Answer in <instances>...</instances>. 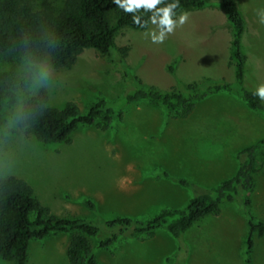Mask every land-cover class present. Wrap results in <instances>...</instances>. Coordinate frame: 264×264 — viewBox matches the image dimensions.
Instances as JSON below:
<instances>
[{
	"label": "rangeland",
	"instance_id": "374dc122",
	"mask_svg": "<svg viewBox=\"0 0 264 264\" xmlns=\"http://www.w3.org/2000/svg\"><path fill=\"white\" fill-rule=\"evenodd\" d=\"M21 1L54 12L63 2ZM237 2L246 21L245 87L260 94L264 0ZM182 13L188 19L180 25ZM152 32L159 35V28L150 22L145 30L123 28L115 36L116 48L126 49L125 57L117 55L144 85L170 90L205 80H234L231 29L223 9L215 4L178 14L174 31L166 34L163 43H153ZM76 58L64 69L50 70L28 58L0 54V179L24 180L42 206L57 217L94 218L87 200L106 219L129 216L145 221L163 209H182L192 197L234 175L239 150L264 140V119L250 112L239 97L222 92L197 102L186 118L167 113L159 103L121 100L113 105L122 109V119L105 130L97 125L80 127L71 134L70 143L44 144L18 124L24 102L39 89H45L49 107L61 109L73 103L82 113L97 98L115 102L128 89L116 60L93 49ZM176 180L195 188L182 187ZM256 189L253 213L264 220V172L256 177ZM247 234L245 216L231 202L181 239L161 231L152 238L120 239L107 250L96 248L103 234L91 243L99 264H176L178 260L187 264L188 249L192 252L195 245H215L217 256L206 264H264V237L252 236L255 246L248 262ZM69 238L56 234L32 240L26 264H69ZM179 245L183 246L179 252H186L184 258ZM0 264L13 263L0 258Z\"/></svg>",
	"mask_w": 264,
	"mask_h": 264
},
{
	"label": "trees",
	"instance_id": "16d2710c",
	"mask_svg": "<svg viewBox=\"0 0 264 264\" xmlns=\"http://www.w3.org/2000/svg\"><path fill=\"white\" fill-rule=\"evenodd\" d=\"M176 2L163 0L157 8ZM214 4L223 9L231 29L229 57L234 80H205L180 89L162 90L146 86L135 77L124 59L117 55L125 57L126 49L118 50L115 46V36L121 29L145 30L152 22L150 18L155 9L141 7L125 12L114 0H63L61 9L54 12L48 8L35 9L21 0H0V54L10 53L44 64L50 70H61L74 63L85 50L93 49L117 61L128 85L117 101L97 98L85 113L73 103L61 109L49 107L45 89H39L24 102L18 115L19 127L44 144L70 143L71 134L80 127L97 125L105 130L112 121H120L123 111L113 105L118 101L159 103L167 113L186 118L197 102L222 92L239 97L250 112L264 119V97L248 90L244 83L248 58L243 52L242 39L246 21L237 0H178L179 6L173 9L172 18L176 21L183 11L202 10ZM134 17L139 24L134 23ZM161 17L162 13L155 15L157 27ZM174 64L169 66L171 71ZM98 119H102L101 123ZM237 159L238 167L232 177L192 197L182 209H163L145 221L129 216L103 218L95 213V204L89 200L85 204L94 212V218H60L42 206L34 189L24 180L16 176L1 178L0 258L13 264H26L32 240L42 241L50 235L63 234L70 237L66 250L69 264H99L91 243L94 237L103 234L96 248L106 250L120 239L152 238L161 231L181 239L198 223L218 214L223 205L236 202L247 222L245 254L251 262L255 246L252 236L264 237V220L253 213L256 177L264 172V140L239 150ZM176 181L182 187L195 188L188 181ZM179 246L178 252L183 247ZM183 253L181 258L186 254Z\"/></svg>",
	"mask_w": 264,
	"mask_h": 264
},
{
	"label": "clouds",
	"instance_id": "9594fccd",
	"mask_svg": "<svg viewBox=\"0 0 264 264\" xmlns=\"http://www.w3.org/2000/svg\"><path fill=\"white\" fill-rule=\"evenodd\" d=\"M163 0H124V3L121 4L120 0H114V3L125 9V12H131L133 9H139L143 7L145 10L155 9V13L151 16L152 23H155V15L162 13V17L159 22V35H156L155 32L151 33L153 43H163L167 33H172L174 31V25L176 21L173 20L175 13L173 9L177 8L178 0L176 3L168 5L163 8H157V5L161 4ZM134 23L139 24V20L134 17ZM188 19L187 13H182L179 17V24L183 25ZM144 26V25H142ZM260 95L264 97V88L260 90Z\"/></svg>",
	"mask_w": 264,
	"mask_h": 264
},
{
	"label": "crops",
	"instance_id": "0c3cea01",
	"mask_svg": "<svg viewBox=\"0 0 264 264\" xmlns=\"http://www.w3.org/2000/svg\"><path fill=\"white\" fill-rule=\"evenodd\" d=\"M214 246L215 245H195L192 252L189 247L187 264H190L191 261H196L197 264H206L210 259L216 258L217 251ZM212 249H215V252H211Z\"/></svg>",
	"mask_w": 264,
	"mask_h": 264
}]
</instances>
